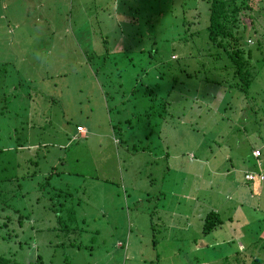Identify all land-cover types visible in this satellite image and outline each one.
<instances>
[{
	"label": "rangeland",
	"instance_id": "1",
	"mask_svg": "<svg viewBox=\"0 0 264 264\" xmlns=\"http://www.w3.org/2000/svg\"><path fill=\"white\" fill-rule=\"evenodd\" d=\"M202 2L0 0V179L19 176L0 180L9 202L0 216L11 217L0 254L22 264L38 255L43 264H222L219 247L235 241L232 252L264 259V184L251 197L242 182L260 167L257 148L264 169V50L249 98L208 84L222 77L208 67L223 62L208 55L218 49ZM258 2L249 0L253 23L242 16L258 30L251 46L264 32ZM147 88L171 91L164 119L145 114L160 100ZM58 200L63 214L76 211L68 230L51 209ZM203 207L224 219L207 235Z\"/></svg>",
	"mask_w": 264,
	"mask_h": 264
},
{
	"label": "trees",
	"instance_id": "2",
	"mask_svg": "<svg viewBox=\"0 0 264 264\" xmlns=\"http://www.w3.org/2000/svg\"><path fill=\"white\" fill-rule=\"evenodd\" d=\"M202 3L207 7V10H209L208 24L206 26L208 40L218 49L217 53L215 54L209 53L208 55L211 56L212 59H214L215 61L223 62L221 66L217 68L213 67V63H211L212 64L211 67H208V69H210L209 71L215 70L214 72H217V75L222 76V77L212 76L213 78H210L207 76V78L205 79L207 80L208 84L210 83V85L214 84L215 86L217 87L220 86L221 88L224 85L228 86L231 89L236 88L237 90H239L240 92L244 94V97L246 96L247 98H249V89L254 80L253 69L255 68H254L253 62L257 63L259 61L255 59V54H257V52H260V51L263 52L264 50V45H263L264 32H262L259 39L256 40V44H258V46L254 50V48L252 47L255 46L256 44L251 46L250 44H247V40L248 38L250 39L252 32L254 36V34H256L258 30L255 29V27H248L246 24H244L242 20L243 18L242 16L246 14V16L249 17L253 23L255 21V16H256V14L254 13L255 8L253 7V5H250L249 0H203ZM259 3H261V0H259L258 4ZM262 8L263 7L259 6L258 10L260 11L262 10ZM252 12L254 13V15ZM195 32L196 31H193L191 33V36L195 35L196 34ZM190 38L191 37H189V39ZM227 60L229 61L230 64L228 63ZM165 61L166 60H161L160 64H163ZM162 73H165V76H166L167 72L162 71ZM194 73L196 74V72H191V71L186 72V74L189 75V77H191L192 74ZM224 81L228 82L227 85L225 84ZM194 88L203 89V86L200 85L199 83H196ZM210 88L211 87H209V90ZM134 90L135 89H133L131 93H133ZM170 92L171 91L169 90V93ZM169 93L166 96L165 95L158 96L155 89L147 88L146 95H155L156 97H159L160 100L157 103H150L149 107L145 110L146 111L145 114L155 115V116H158V118L160 119H164L165 118L164 116L166 115L167 110H169L168 105L170 104V102H169V99L167 98ZM131 96H134V94ZM192 96L194 95H191L190 98H193ZM150 99L153 100L152 97ZM150 99L149 101H151ZM194 99H198V97L196 98L194 97ZM156 110L158 111L157 113H155ZM128 114L130 115V111L128 112ZM138 114L141 115L143 114V112L142 113L139 112ZM131 116H132L131 118L128 117L127 119L123 121L126 123L125 127L127 129H130V128L133 129L132 127L133 124L131 122L133 118L137 116L136 112L133 111V109L131 111ZM79 126L80 125H77V129ZM151 135H153V131L149 132V136ZM19 146L22 148L23 146H26V145L25 143L24 144L20 143ZM254 148H257V147H254ZM256 150L260 151L261 149L257 148ZM253 155L255 156L254 150H253ZM262 155H263V151H262ZM262 155L259 154L258 156H255L257 159L255 163L260 166L259 168H256L254 170L253 169L247 170L244 172L243 178L245 181L244 184L246 188H247V185L252 188L251 185L264 184V177L263 178L261 177V175L264 174V169H262L261 167L263 164V160L260 159ZM53 172L54 171L51 170V173ZM248 172L255 173L258 176H256L255 179L247 180L245 179V175ZM51 173L48 172L47 176L45 177L46 183L47 182L49 183L51 176H52ZM17 177L19 178V176H15V177L12 176L7 179H4V180L0 179V180L1 181L11 180V182H13L14 180H17ZM21 178H24V176L20 177V179ZM18 186H20V184H18ZM237 188L245 189V187L243 186H237ZM261 190H262V187L260 188L259 192L256 191L254 188H252L251 197H253L254 195H258L259 197ZM247 192H248V188H247ZM9 193L10 192L8 191V194ZM6 194L7 193L1 187V184H0V205L2 204L1 206H3L2 208H0V211H3V212L5 209V206L9 204V202L6 201L7 199ZM60 195H63V193L58 192V191L55 192V197H59ZM63 199H65V195ZM64 202L60 203V201L58 200L57 202L58 204L53 203L51 205V209H53L55 213L57 222L59 224L63 223L62 224V226H64L63 229L68 230L65 228H67V226H69L70 223L72 224L77 218V216H76V211L73 207L66 208V213L65 214L62 213L61 207L65 206ZM4 203H7V204L4 205ZM10 208H12L13 211L17 214L16 218L20 225L19 227L23 228L25 217L21 213V209L17 206L15 207V205L13 207L11 206ZM197 215L199 216V219L203 221V225L201 228V233L203 235L209 234L215 228L221 226L224 223V219H222V217L220 216V213L213 209L207 210V208H204ZM3 217L0 216V218H3ZM9 220H11L10 216L4 217V220L0 221V229H2L5 225H7ZM67 221H69L70 223H67ZM153 240L157 242L156 239H153ZM232 244H235V241L225 242L220 247L217 246V248L219 247V250L220 248L222 249V251L226 250L224 257L221 261L222 264H264V259L253 257L249 255L248 253H246L245 251L240 250L239 247L237 248V251L232 252V250L229 249ZM217 248L213 247L214 250H216ZM0 264H22V263L20 261H17L15 258L0 254ZM27 264H43V260L40 257V255H38L37 257H35V260L29 261Z\"/></svg>",
	"mask_w": 264,
	"mask_h": 264
},
{
	"label": "built area",
	"instance_id": "3",
	"mask_svg": "<svg viewBox=\"0 0 264 264\" xmlns=\"http://www.w3.org/2000/svg\"><path fill=\"white\" fill-rule=\"evenodd\" d=\"M82 130H83V127H82V126H79V127H78V131H79V132H82ZM254 154H255V156H258V155L260 154V151H259V150H256V151H254ZM256 176H258V175L255 174V173H252V172H248V173H246V175H245V179H247V180H252V179H255ZM261 177L263 178V177H264V174L261 175Z\"/></svg>",
	"mask_w": 264,
	"mask_h": 264
},
{
	"label": "crops",
	"instance_id": "4",
	"mask_svg": "<svg viewBox=\"0 0 264 264\" xmlns=\"http://www.w3.org/2000/svg\"><path fill=\"white\" fill-rule=\"evenodd\" d=\"M82 127H83V126H82ZM83 129H84V132H83L84 134L79 133L81 136H84V135L86 134V129H85V127H83ZM175 159H176V157H175ZM205 163L208 164V165L210 166V161L207 160ZM251 169H252V168H251ZM251 169H246L245 171H247V170H251ZM233 170L235 171L234 168H233ZM245 171H244V172H245ZM230 172H231V170H227L226 172H224V174H227V175H228ZM242 181H243V183L245 182L243 177H242ZM203 209H204V207H203ZM222 241H223V240H222ZM224 241H225V240H224Z\"/></svg>",
	"mask_w": 264,
	"mask_h": 264
}]
</instances>
